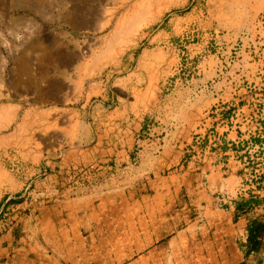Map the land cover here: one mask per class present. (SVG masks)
I'll list each match as a JSON object with an SVG mask.
<instances>
[{
	"label": "rangeland",
	"instance_id": "374dc122",
	"mask_svg": "<svg viewBox=\"0 0 264 264\" xmlns=\"http://www.w3.org/2000/svg\"><path fill=\"white\" fill-rule=\"evenodd\" d=\"M0 37L12 43L0 44V205L49 156L88 143L90 130L111 133L93 120L101 109L128 104L172 141L191 143L210 134L216 92L264 94V0H70L49 9L0 0ZM131 74L132 90L123 83Z\"/></svg>",
	"mask_w": 264,
	"mask_h": 264
},
{
	"label": "crops",
	"instance_id": "0c3cea01",
	"mask_svg": "<svg viewBox=\"0 0 264 264\" xmlns=\"http://www.w3.org/2000/svg\"><path fill=\"white\" fill-rule=\"evenodd\" d=\"M222 93L191 143L128 104L98 111L111 133L49 156L0 205V264H264V174L249 162L264 94Z\"/></svg>",
	"mask_w": 264,
	"mask_h": 264
},
{
	"label": "bare ground",
	"instance_id": "6f19581e",
	"mask_svg": "<svg viewBox=\"0 0 264 264\" xmlns=\"http://www.w3.org/2000/svg\"><path fill=\"white\" fill-rule=\"evenodd\" d=\"M35 1H39V2H43L45 5H47V8H55L58 7L59 4L64 5V4H69L70 0H35ZM97 2V1H96ZM99 2V1H98ZM100 3V2H99ZM132 5V4H131ZM43 9V8H42ZM42 9L36 10L35 13L36 15L41 16L42 13L44 11H42ZM138 9V8H137ZM140 9V8H139ZM138 9V11H139ZM102 10V9H100ZM132 11V10H131ZM141 11V10H140ZM99 14V12H97ZM101 13V12H100ZM138 13V12H136ZM76 14V13H75ZM130 15V14H129ZM103 17V16H102ZM123 18V17H122ZM123 22V21H122ZM108 24V23H107ZM122 24V23H121ZM85 27V26H84ZM117 27V26H116ZM15 41H20V37H17L15 39ZM0 44L4 45L6 49L11 50L12 48V43H10L7 39H3L2 37H0ZM90 50V49H89ZM84 51V50H83ZM106 54V52H104ZM11 54V53H10ZM83 54V53H82ZM82 54H80V59H82L83 56H81ZM89 54V53H87ZM86 56V55H85ZM78 57H74L73 59H71L70 61H68V65H73L74 63L79 61ZM84 59V58H83ZM22 60V59H21ZM98 60V59H97ZM29 61L24 57V59L21 61V63L19 64V66L17 67V71L19 76H23V74L25 75L26 73H28V69H29ZM30 71V70H29ZM26 72V73H25ZM17 74V75H18ZM35 76V75H34ZM30 77V76H29ZM20 80V79H19ZM63 88V87H62ZM59 92V91H58ZM57 96V95H56ZM62 99V98H61ZM36 100V99H35ZM3 110H0V114H2ZM8 112V111H6ZM5 114V113H4ZM23 118V117H22ZM62 118V117H61ZM11 119V118H10ZM25 119V118H24ZM43 123V122H42ZM20 129V128H19ZM17 132V130H16ZM21 132V131H20ZM63 137V136H61ZM64 143V142H63Z\"/></svg>",
	"mask_w": 264,
	"mask_h": 264
},
{
	"label": "built area",
	"instance_id": "2783aa9c",
	"mask_svg": "<svg viewBox=\"0 0 264 264\" xmlns=\"http://www.w3.org/2000/svg\"><path fill=\"white\" fill-rule=\"evenodd\" d=\"M257 149L259 150V155L257 158V166H256V171H255V175H257L260 172V175L264 174V145H260L257 147Z\"/></svg>",
	"mask_w": 264,
	"mask_h": 264
}]
</instances>
